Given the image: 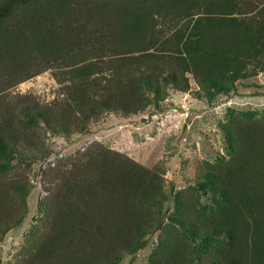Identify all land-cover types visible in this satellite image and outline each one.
<instances>
[{
  "label": "trees",
  "instance_id": "1",
  "mask_svg": "<svg viewBox=\"0 0 264 264\" xmlns=\"http://www.w3.org/2000/svg\"><path fill=\"white\" fill-rule=\"evenodd\" d=\"M49 68L52 101L13 92ZM262 71L264 0H0V243L28 213L21 167L49 157L51 136L160 110L190 74L212 102ZM225 116L227 154L179 189L100 141L42 165L47 195L14 264H122L154 235L146 264H264V112Z\"/></svg>",
  "mask_w": 264,
  "mask_h": 264
},
{
  "label": "rangeland",
  "instance_id": "2",
  "mask_svg": "<svg viewBox=\"0 0 264 264\" xmlns=\"http://www.w3.org/2000/svg\"><path fill=\"white\" fill-rule=\"evenodd\" d=\"M190 81L192 88L187 92L172 89L160 110L150 107L130 116L109 112L94 121L89 132L51 136L49 141L53 148L45 161L34 163L30 168L20 165L33 175L35 187L28 197L25 220L11 229L0 243L2 264L15 263L17 251L40 214L41 200L47 195V179L42 172L45 166H57L60 161L100 141L146 166L162 164L166 169V187L170 189L175 185L179 189L192 183L204 160L227 154L222 123L226 121L229 107L264 112V71L239 81L237 94L222 95L212 102L196 96L200 86L191 74ZM60 88L61 84L49 68L18 83L12 90L50 102L61 92ZM156 243L157 236H151L147 246L134 257L128 256L122 264L148 263V255Z\"/></svg>",
  "mask_w": 264,
  "mask_h": 264
}]
</instances>
